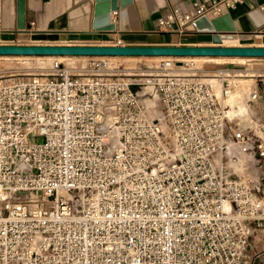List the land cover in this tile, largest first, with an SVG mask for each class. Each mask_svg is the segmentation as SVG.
<instances>
[{"label": "built area", "instance_id": "obj_1", "mask_svg": "<svg viewBox=\"0 0 264 264\" xmlns=\"http://www.w3.org/2000/svg\"><path fill=\"white\" fill-rule=\"evenodd\" d=\"M243 1L176 7L159 30L198 33ZM179 58L148 81L105 62L0 80V264H249L264 195L230 169L264 159V141L228 135L234 86Z\"/></svg>", "mask_w": 264, "mask_h": 264}, {"label": "crops", "instance_id": "obj_2", "mask_svg": "<svg viewBox=\"0 0 264 264\" xmlns=\"http://www.w3.org/2000/svg\"><path fill=\"white\" fill-rule=\"evenodd\" d=\"M195 1L200 0H134L127 10L129 30H120L119 13L113 12L112 20L118 25V30L114 33H103L93 30L94 0H25L24 30L18 29L19 0H0V45L54 44L22 42L32 40L61 41L65 45L109 46L121 42L126 46L264 47V0H244L229 10L233 27L217 32L221 44L216 43V34L213 33L190 31L179 34L159 30L158 20L161 17L176 7L189 11ZM253 59L261 66L259 70H264V58ZM259 82L264 83V79ZM258 91L259 100L249 104L248 110H236V126L233 129L250 131L264 141V87L262 90L258 88ZM230 112L231 110L228 111ZM256 161L262 170H258L253 182L260 195H264V159ZM249 264H264V229H258L252 239Z\"/></svg>", "mask_w": 264, "mask_h": 264}, {"label": "rangeland", "instance_id": "obj_3", "mask_svg": "<svg viewBox=\"0 0 264 264\" xmlns=\"http://www.w3.org/2000/svg\"><path fill=\"white\" fill-rule=\"evenodd\" d=\"M23 43H54L62 44L61 41H22ZM111 42V41H108ZM68 44L69 42H65ZM74 43V42H73ZM104 43H107L104 42ZM225 43V42H224ZM223 43V44H224ZM218 58V57H217ZM208 59V60H207ZM253 58L246 59H210L203 58L197 60V68L200 70L198 74L206 79L215 80L220 77L226 76L227 80L234 86L235 94L231 98H227L226 105L228 104V111L231 110L229 115L228 131L234 130L235 114L236 110H248L250 94L255 90V87L260 90L263 89L264 83H260V79H264V70H259L260 65H257ZM105 62L108 65L109 70L105 72L118 75L126 78H138L142 81H148L151 74H158L161 72V61L155 57H116L115 59H108L100 56L91 57H54V56H0V80L10 79L15 77L24 76H47L55 73L56 65L59 64L62 68L71 70L76 74H90L96 72L93 70V66H97L99 63ZM103 64V63H102ZM129 74L135 76H128ZM215 82V81H214ZM218 82V80H216ZM218 92L221 90V86H217ZM148 107L151 115L155 117L160 110V104L154 96H146ZM232 106V107H231ZM235 107V113H234ZM245 159V160H244ZM225 163L228 162V158L225 157ZM237 173H233V169H230V173L233 178H240L242 180L249 181L253 186L255 183V177L258 170H262L258 166L257 161L250 156L245 155L241 159V163L238 164ZM256 187V186H255Z\"/></svg>", "mask_w": 264, "mask_h": 264}, {"label": "water", "instance_id": "obj_4", "mask_svg": "<svg viewBox=\"0 0 264 264\" xmlns=\"http://www.w3.org/2000/svg\"><path fill=\"white\" fill-rule=\"evenodd\" d=\"M134 0H94L93 30L114 33L118 25L112 13H119L120 30H129L128 7ZM227 17L226 14L220 18ZM18 29L26 27L25 0H19ZM230 20V19H229ZM199 33L216 34V43L221 44L217 32L233 26L219 27L215 20L206 17L196 20ZM0 56H100V57H248L264 58V47L243 46H126V45H0Z\"/></svg>", "mask_w": 264, "mask_h": 264}, {"label": "bare ground", "instance_id": "obj_5", "mask_svg": "<svg viewBox=\"0 0 264 264\" xmlns=\"http://www.w3.org/2000/svg\"><path fill=\"white\" fill-rule=\"evenodd\" d=\"M215 23H216V25L217 26H219V27H225V26H229V27H231L232 26V24H231V21L227 18V17H225V18H216L215 19ZM54 57H82V56H54ZM104 58H108L109 60L110 59H115L116 57H104ZM155 58H158L161 62L164 60L163 59V57H155ZM188 58H190V59H193V60H195V61H197V60H201V59H203V58H212V57H188ZM220 58H248V57H220ZM186 58L185 57H181V58H179V61L181 62V61H183V60H185ZM200 70V69H199ZM128 76H135V75H132V74H129ZM133 78V77H132ZM136 79H138V78H136ZM139 80V79H138ZM235 89L234 90H232V92H231V94L229 95V97H228V100H229V98H231L232 96H234V94H235ZM254 91H256V90H254ZM253 91V92H254ZM228 105V104H227ZM245 157V156H244ZM243 157V158H244ZM245 160V159H244ZM234 166L235 167H237L238 168V165L237 164H234Z\"/></svg>", "mask_w": 264, "mask_h": 264}]
</instances>
